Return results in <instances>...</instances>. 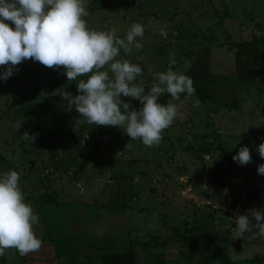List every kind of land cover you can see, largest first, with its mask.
<instances>
[{"label":"rangeland","instance_id":"1","mask_svg":"<svg viewBox=\"0 0 264 264\" xmlns=\"http://www.w3.org/2000/svg\"><path fill=\"white\" fill-rule=\"evenodd\" d=\"M84 4L88 16L82 19L91 29L124 38L132 24L144 26L141 48L130 56L121 51L118 59L141 67L135 82L145 92L171 67L192 78L204 101L194 107L193 97L169 100L183 118L164 130L158 145L146 147L122 128L77 124L83 118L66 109L65 97L77 95L76 83L86 77L67 81L62 68L21 63L0 80V174L19 173L25 203L39 217L34 231L49 247L24 256L6 249L0 264H103L102 252L129 248L137 264H264V236L235 238L238 215L264 209V175L253 167L264 160L256 161V147L264 142V0ZM214 7L226 12L215 15ZM253 39L259 46L247 54L242 42ZM172 54L176 65L169 63ZM242 73L250 78L244 81ZM17 121H23L18 131ZM24 131L39 133L33 144L21 139ZM241 146L252 156L246 166L232 159ZM83 159L87 165L74 174ZM49 195L52 203H35ZM187 230L225 240L213 245L221 255L191 249L182 237ZM48 236L66 241L59 258Z\"/></svg>","mask_w":264,"mask_h":264},{"label":"clouds","instance_id":"2","mask_svg":"<svg viewBox=\"0 0 264 264\" xmlns=\"http://www.w3.org/2000/svg\"><path fill=\"white\" fill-rule=\"evenodd\" d=\"M86 16L84 0H0V80L6 82L29 59L53 70L62 68L67 81L86 77L76 83L77 95L65 97L66 109L75 108L83 118L77 124L122 128L131 140L139 139L146 147L158 145L163 131L183 118L178 105L161 104L159 98L165 93L174 100H179L181 93L194 97V81L169 67L145 92L143 85L135 82L141 67L118 59L121 51L130 56L133 48H141L137 38H143L144 26L134 23L120 38L115 32L89 28L82 19ZM169 63L177 64L174 54ZM132 100L140 107H133ZM199 103V99H193L194 107ZM22 122H15L17 131ZM38 135L24 131L21 139L33 144ZM87 138L83 136L81 143ZM256 151L264 159V142ZM232 159L241 166L253 162L247 146H241ZM257 173L264 175V163L257 165ZM19 181L15 170L0 174V256L11 248L24 256L39 251L42 245L34 231L38 214L25 203ZM257 234L264 236V209L251 208L238 215L235 238Z\"/></svg>","mask_w":264,"mask_h":264},{"label":"trees","instance_id":"3","mask_svg":"<svg viewBox=\"0 0 264 264\" xmlns=\"http://www.w3.org/2000/svg\"><path fill=\"white\" fill-rule=\"evenodd\" d=\"M208 1H210V0H208ZM211 5H212V3H211ZM224 11L226 12V8H224V7L221 10L214 7L215 15H221L222 12H224ZM242 43L247 46V49L245 51V53H247V54L249 52L254 54L252 52L253 48H255L256 46H259V45H256V42L254 41V39L251 42H242ZM233 44H234V42H233ZM201 49L204 50L205 52L208 51V50H206L205 46H201ZM242 77H243L242 79L244 81H246L248 78H250V75H248V74L245 75L244 73H242ZM181 97L192 98L193 96H188L186 93H181L180 98ZM193 98H197L199 100L204 101V98L197 93L194 94ZM169 100H174V99H172L170 94L165 93L164 95H162L159 98L158 102L161 104H166ZM0 119H1V116H0ZM104 136H105V134H101V141L104 140ZM204 149L206 151L212 150L210 148H204ZM259 159H260V157L258 154V159H256V161H259ZM87 163H88L87 159H83L81 162H79L76 165V168L74 170V174L77 175L80 171H82V169L87 165ZM257 194H258V192L256 190L251 192L250 198L253 201H255L257 199V196H258ZM40 197H42V198H40L39 201L37 200L35 203H38V202H43L46 204L52 203L54 201V198H55L53 195H49L47 197H45V196H40ZM111 202L113 203L114 201L111 200ZM113 205H114V203H113ZM119 206L126 208L124 202L122 204H120ZM38 210H40V208H38ZM194 231L195 230H192V231L189 230L187 235L182 236L183 240L187 243V245L191 249L198 250L202 254L207 253L209 258H214V257H218L221 255L220 254L221 252L214 250L213 245L215 243H217V241L218 242H225V240H221V239L219 240V238H217L216 236L210 235L209 233L204 232V231L198 232L196 235H193L192 232H194ZM64 239L67 240L68 236L66 235V237H64ZM44 241H45V239H42V242H44ZM46 241L51 242L54 246V249L56 248L54 251V256L56 258H59L62 255L61 252L67 247V245L65 244L66 241H55L54 242V240L50 236L47 237ZM57 243H59L60 246H58ZM69 248L74 249L73 247H69ZM88 254L90 255V253H86L83 255V257L88 255ZM136 257H137V255H136L135 251L131 248L123 250V251H116V252H102L99 256V258L103 264H137L136 263Z\"/></svg>","mask_w":264,"mask_h":264},{"label":"crops","instance_id":"4","mask_svg":"<svg viewBox=\"0 0 264 264\" xmlns=\"http://www.w3.org/2000/svg\"><path fill=\"white\" fill-rule=\"evenodd\" d=\"M44 243H45V242L42 243L41 248L39 249V251H37V252H32L30 255L37 254V253H43V252H44V249H45L46 247H49V246H46ZM46 254H49V250H48V248L46 249ZM53 256H54V254H53Z\"/></svg>","mask_w":264,"mask_h":264},{"label":"water","instance_id":"5","mask_svg":"<svg viewBox=\"0 0 264 264\" xmlns=\"http://www.w3.org/2000/svg\"><path fill=\"white\" fill-rule=\"evenodd\" d=\"M261 163H264V160H262V161L256 163L255 166H253V167H254V168H257V165H258V164H261Z\"/></svg>","mask_w":264,"mask_h":264}]
</instances>
